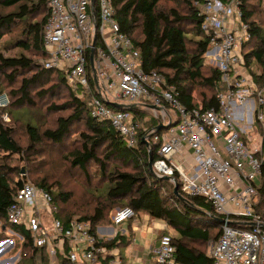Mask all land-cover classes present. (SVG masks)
<instances>
[{
  "label": "built area",
  "instance_id": "2783aa9c",
  "mask_svg": "<svg viewBox=\"0 0 264 264\" xmlns=\"http://www.w3.org/2000/svg\"><path fill=\"white\" fill-rule=\"evenodd\" d=\"M48 6L41 65L62 72L79 99L88 102L91 116L108 121L129 147L137 145L141 131L144 141L158 143L155 173L212 204L221 216V235L208 253L213 264H264V219L254 207L264 156V89L246 67L243 49L252 33L242 20L239 1L195 2L201 29L211 38L204 56L220 71L225 88L218 95L219 108L209 110L183 107L173 86L157 72L143 69L140 52L115 18L114 0H48ZM110 103L152 112L155 127L143 129L135 112ZM8 105L7 95L0 96V108ZM4 120L9 122V117ZM55 211L51 194L24 182L8 209L15 229L0 223L5 236L0 264H23L28 241L46 253L48 264H100L108 255L109 264H122L113 255L116 249L104 241L116 238L120 232L113 228L135 217L132 208L113 212V226L96 232L90 222L64 224ZM151 252L155 264H179L169 234H161Z\"/></svg>",
  "mask_w": 264,
  "mask_h": 264
},
{
  "label": "trees",
  "instance_id": "16d2710c",
  "mask_svg": "<svg viewBox=\"0 0 264 264\" xmlns=\"http://www.w3.org/2000/svg\"><path fill=\"white\" fill-rule=\"evenodd\" d=\"M197 1L202 0H114L115 18L140 52L143 69L157 72L173 86L183 107L218 109V95L225 88L220 71L205 64L211 38L201 29ZM238 1L242 20L252 33L243 49L246 67L264 89V23L256 19L264 15V0ZM49 15L48 0H0V96L10 98L9 105L0 108V223L15 229L8 209L23 183L31 182L51 194L54 215L64 224L90 222L96 232L113 226V212L130 207L135 213L131 223L147 215L167 225L169 230L162 234L172 237L179 264H213L202 249L221 235V230L215 231L221 216L212 204L185 194L181 185L183 199L175 195L174 183L149 168L150 159L154 164L160 158L158 143L144 141L141 131L137 145L129 147L108 121L91 116L88 102L79 99L62 72L41 65ZM131 110L143 129L155 127L156 119L146 118L147 111ZM58 152L67 154L64 171L55 159ZM74 171L83 174L90 190L85 207L71 208L72 193L58 183ZM254 207L264 219V156ZM4 239L0 234V241ZM129 243L120 234L104 241L110 250ZM24 253L23 264H48L46 253L34 249L30 241ZM107 258L100 264H109L112 257Z\"/></svg>",
  "mask_w": 264,
  "mask_h": 264
},
{
  "label": "rangeland",
  "instance_id": "374dc122",
  "mask_svg": "<svg viewBox=\"0 0 264 264\" xmlns=\"http://www.w3.org/2000/svg\"><path fill=\"white\" fill-rule=\"evenodd\" d=\"M257 3V2H256ZM256 19L262 23H264V15L263 14H259ZM5 39H8V38H5ZM204 59H205V64L208 65V66H212L215 68V66L212 64H210V60L206 59V57L204 56ZM42 61V59L40 60V62ZM252 68L254 69L255 72H258L259 73V68L256 66V64H253ZM242 72H243V75H246V73L248 72L245 68H242ZM8 97V101L10 103V98L9 96ZM146 118L148 119H151V118H154L156 119L155 117V114H153L152 112L150 111H147V116ZM256 132L260 134L259 132V128L258 126H255L254 127ZM256 132H254L252 134V136L256 135ZM253 136V137H254ZM223 142L221 141V144ZM256 145V141H253V146ZM59 155H57L56 153V158L55 156H53L52 159H57L58 161V165L59 167H62L60 168L61 171H64L67 167V165L65 164V159L67 157V154L64 153V152H58ZM0 158H1V155H0ZM24 169V168H23ZM94 172V170H91V172ZM24 172H25V169H24ZM92 172V173H93ZM24 175V174H23ZM94 175V174H93ZM25 176H27L25 174ZM95 177V175H94ZM28 179L30 181H33L32 179H30L28 177ZM62 185L63 189L66 190V191H70L73 195V201L71 202V208H78V207H85V201L89 198V188L87 187V182L85 180V178L83 177V174L80 172V171H74L73 175L70 176V175H67V176H62L60 181L58 182ZM137 220L141 223V221L143 220L142 217L140 216L139 218H137ZM137 220H135L134 222H136ZM130 222V221H127L126 223H124L121 227L127 229L126 225L127 223ZM116 232H119L120 231V226H116L113 228ZM221 228L220 226L217 227L215 229L216 232H220ZM160 234V233H159ZM215 241H210L206 244L205 247H203L202 249L208 254L209 253V248H210V245L213 244ZM141 247H145V252H139V249ZM134 250L133 251H130V249H125V248H121V249H116L115 251H113V255L115 256V258L117 260L121 259L122 260V264H154V255L152 254L151 252V247H149V245H146L145 241L144 243L142 244H136V246L133 248ZM136 253V254H135ZM2 259H5V258H1L0 260Z\"/></svg>",
  "mask_w": 264,
  "mask_h": 264
},
{
  "label": "crops",
  "instance_id": "0c3cea01",
  "mask_svg": "<svg viewBox=\"0 0 264 264\" xmlns=\"http://www.w3.org/2000/svg\"><path fill=\"white\" fill-rule=\"evenodd\" d=\"M141 217L143 219L141 223L137 220L133 223L128 222L126 225L127 229L120 227V235L130 242L128 246L122 248L133 251L136 244H143L144 241L149 247L157 245L160 235L169 230L162 221L152 219L147 215H141ZM145 250V247H141L139 252H145Z\"/></svg>",
  "mask_w": 264,
  "mask_h": 264
},
{
  "label": "water",
  "instance_id": "95a60500",
  "mask_svg": "<svg viewBox=\"0 0 264 264\" xmlns=\"http://www.w3.org/2000/svg\"><path fill=\"white\" fill-rule=\"evenodd\" d=\"M94 2V0H92ZM91 67L92 69L94 70V62H93V55L91 56ZM109 105L113 106L114 108L116 109H132V107H127L125 105H121V104H112L110 103ZM132 111V110H131ZM158 131H161L163 129V125H160L158 128ZM148 143V142H147ZM149 168L152 172H155L154 171V165H153V161L152 159H150V162H149ZM22 173L24 174V169L22 170ZM166 180H170L169 177H164ZM175 195H177L179 198L183 199L182 195L179 193V185L177 184L175 186V191H174ZM217 219V218H216ZM220 220V219H218ZM221 221V220H220Z\"/></svg>",
  "mask_w": 264,
  "mask_h": 264
}]
</instances>
